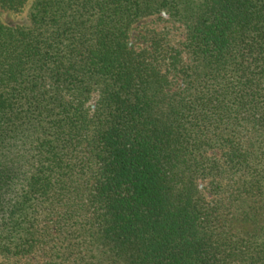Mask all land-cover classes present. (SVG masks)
Wrapping results in <instances>:
<instances>
[{
    "label": "trees",
    "instance_id": "trees-1",
    "mask_svg": "<svg viewBox=\"0 0 264 264\" xmlns=\"http://www.w3.org/2000/svg\"><path fill=\"white\" fill-rule=\"evenodd\" d=\"M27 4L0 23V264H264V0L0 10ZM148 18L181 43L132 38Z\"/></svg>",
    "mask_w": 264,
    "mask_h": 264
},
{
    "label": "rangeland",
    "instance_id": "rangeland-1",
    "mask_svg": "<svg viewBox=\"0 0 264 264\" xmlns=\"http://www.w3.org/2000/svg\"><path fill=\"white\" fill-rule=\"evenodd\" d=\"M29 4L25 6V8L20 13H12L7 11L0 10V23L5 25H15L23 22L26 10ZM156 31L158 33H162L171 41V44L175 47L178 46V43L182 41L184 30L180 24H173L166 18L161 20H157L156 18H148L141 21L137 26H135V30L132 33L135 38L141 33ZM134 39H132L133 41ZM204 185V183H200ZM32 264H40V260H34Z\"/></svg>",
    "mask_w": 264,
    "mask_h": 264
}]
</instances>
